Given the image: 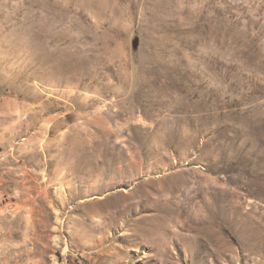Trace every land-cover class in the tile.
Wrapping results in <instances>:
<instances>
[{"label": "rangeland", "instance_id": "rangeland-1", "mask_svg": "<svg viewBox=\"0 0 264 264\" xmlns=\"http://www.w3.org/2000/svg\"><path fill=\"white\" fill-rule=\"evenodd\" d=\"M0 264H264V0H0Z\"/></svg>", "mask_w": 264, "mask_h": 264}]
</instances>
